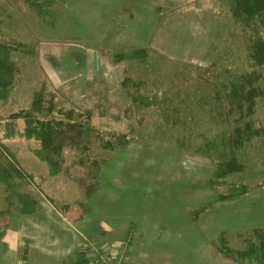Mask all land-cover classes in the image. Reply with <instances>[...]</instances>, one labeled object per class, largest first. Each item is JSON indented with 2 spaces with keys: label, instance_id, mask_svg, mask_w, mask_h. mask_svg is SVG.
Instances as JSON below:
<instances>
[{
  "label": "rangeland",
  "instance_id": "374dc122",
  "mask_svg": "<svg viewBox=\"0 0 264 264\" xmlns=\"http://www.w3.org/2000/svg\"><path fill=\"white\" fill-rule=\"evenodd\" d=\"M53 1L55 18L43 20L26 0H0V42L22 43L34 47L37 54L34 59L13 54L19 72L10 97L0 101V138L33 182L28 181L30 196L34 199L42 193L59 210L88 204L85 221L97 242L130 239L132 256L141 264H238L224 258L217 243L224 233L227 246L242 251L246 240H255L253 230L264 231V137L237 151L246 166L244 173L211 186L215 161L223 152L214 141L219 145L235 120L217 114L216 93L230 79L225 70L235 75L251 69L247 37L231 16L229 1ZM40 47L54 54L50 63L62 72L73 65L81 69L72 55L85 57L90 50L110 56L112 62L113 54L124 50L151 52L146 67L113 62L118 93L98 100L99 110L90 109L96 111L90 122L101 137L95 133L87 143L80 133H70L68 139L59 140L64 149L57 176L35 155L39 144L23 137L24 123L10 119L28 109L43 81L51 85L37 65ZM210 49V60L200 61ZM125 78L139 87L126 88L121 84ZM66 88L61 92L67 102L57 100L56 109H79L70 97L78 87ZM129 92L157 103L138 109ZM166 111L172 116L171 126ZM254 120L264 130V97L257 102ZM111 135H127L132 142L112 151L105 147L108 141L114 143ZM0 155H6L1 148ZM94 163L98 170H93ZM240 183L259 188L213 205L229 184ZM8 196L0 185L2 207Z\"/></svg>",
  "mask_w": 264,
  "mask_h": 264
},
{
  "label": "trees",
  "instance_id": "16d2710c",
  "mask_svg": "<svg viewBox=\"0 0 264 264\" xmlns=\"http://www.w3.org/2000/svg\"><path fill=\"white\" fill-rule=\"evenodd\" d=\"M158 2L159 0H144ZM229 11L237 25H240L247 37L248 56L250 70L242 71L235 75L225 70L230 76L229 80L222 85L220 91L216 93V99L219 104L217 113L219 116H235L233 122V130L225 132L222 141L214 144L223 148V152L218 155L215 161V172L210 180L213 187H218L221 183L225 184V180L232 174H241L246 171V166L240 163L237 157V151L245 148L247 144L254 139L264 137V130L257 128L254 117L256 115V105L259 99L264 97V87L261 82L264 79V0H228ZM27 5L34 11L40 19L55 18L52 10L54 6L53 0H26ZM20 52L31 58H36V49L34 47L17 44L0 42V101H6L14 88V82L19 72V68L13 61V54ZM211 54V49L209 51ZM151 52L148 49H135L121 51L113 54V62L122 64L125 62H136L141 66L149 65ZM77 66L83 68L85 66V57L73 54ZM257 69V70H255ZM261 69V70H260ZM260 70V71H259ZM121 84L129 87H139V84L130 78L121 79ZM71 86H68V88ZM65 88L62 90L66 92ZM70 89V88H69ZM50 92V93H49ZM61 90L54 89L47 82L43 81L40 90L33 93L31 103L28 109L19 111L10 115V119L14 121H22L25 125L23 137L27 140H33L39 144V148L35 150V155L39 160L46 163L50 168L52 176H57L60 171V165L63 159V144L59 143L62 138H67L70 133H80L89 142L93 134L101 137L100 133L91 124L93 111L79 110L73 106L68 111L56 109V102L65 103L66 98ZM129 98L136 108H151L156 105L155 99L143 96L142 94L128 93ZM71 97V95H70ZM67 102V101H66ZM224 107H220V104ZM69 105V103H67ZM66 105V104H65ZM79 118L80 121L75 120ZM165 120L167 126L172 125V116L166 111ZM12 126V125H11ZM114 143L108 141L106 148L114 151L127 146L132 139L127 135L115 136L111 135ZM73 144L75 141L70 140ZM86 143V144H87ZM83 145V147H87ZM0 148L7 155H0V185L4 186L9 194L5 202L7 208L0 210V217L9 213L18 204L19 210L32 209L35 202L31 200V196L27 190L32 181L19 168L17 159L8 149L0 138ZM209 149V148H208ZM57 158V159H56ZM93 170H98L99 164H92ZM29 181V182H28ZM259 187H252L248 184H229L226 194H220L213 205L225 203L240 199ZM212 204L204 206L200 212H204ZM67 207L62 209L66 215ZM90 212L88 204H77L74 211L71 212V220L75 222L83 221ZM0 233V239H1ZM254 241L246 240L247 247L245 250H233L227 246L225 234L221 235L219 243H217L218 252L225 258L232 259L241 264H264V231L260 229L253 230ZM92 261L84 252L78 253L73 264H91Z\"/></svg>",
  "mask_w": 264,
  "mask_h": 264
},
{
  "label": "crops",
  "instance_id": "0c3cea01",
  "mask_svg": "<svg viewBox=\"0 0 264 264\" xmlns=\"http://www.w3.org/2000/svg\"><path fill=\"white\" fill-rule=\"evenodd\" d=\"M207 45L209 49V41ZM67 54L70 56L69 52ZM52 57L56 58L49 50L40 47L37 61L39 69L56 90L76 85L78 88L74 89L71 97L77 100L79 109L99 110L102 107L98 100L103 97L112 98L118 93L119 78L115 70L111 69L114 65L110 56L104 57L90 50L85 56L83 68L78 69L73 65L72 70L66 69L63 72L50 63ZM205 60H210L208 50L205 58L200 61ZM35 197H31L35 206L29 211L19 210L16 204L14 209L0 217V264H73L76 255L83 252L85 240H96L92 227L86 224L87 217L83 221L75 222L71 220V212L75 208L67 207L65 215L62 210L52 206L42 193ZM5 208L7 204L6 207L0 204V210ZM4 217L6 222L3 221ZM127 240L129 247L124 264H141L132 256L130 239H117L112 243L98 240V244L107 253L115 255L117 249L114 244Z\"/></svg>",
  "mask_w": 264,
  "mask_h": 264
},
{
  "label": "built area",
  "instance_id": "2783aa9c",
  "mask_svg": "<svg viewBox=\"0 0 264 264\" xmlns=\"http://www.w3.org/2000/svg\"><path fill=\"white\" fill-rule=\"evenodd\" d=\"M129 247V241L119 242L116 245L115 255L107 253L96 240H85L83 252L97 264H124Z\"/></svg>",
  "mask_w": 264,
  "mask_h": 264
}]
</instances>
